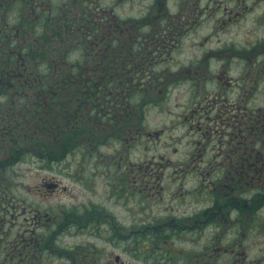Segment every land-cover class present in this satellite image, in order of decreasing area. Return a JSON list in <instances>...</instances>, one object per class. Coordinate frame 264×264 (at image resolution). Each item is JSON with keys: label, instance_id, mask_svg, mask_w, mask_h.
I'll return each mask as SVG.
<instances>
[{"label": "flooded vegetation", "instance_id": "af4514ba", "mask_svg": "<svg viewBox=\"0 0 264 264\" xmlns=\"http://www.w3.org/2000/svg\"><path fill=\"white\" fill-rule=\"evenodd\" d=\"M124 1L110 0L108 5H102L100 0H0V183L2 169L11 167L27 152L36 167L52 174L55 166L62 165L55 164V159L64 163L74 151L80 152V163L68 164L65 169L78 173L87 182V169L100 164V148L113 142L120 153L118 159L109 160L110 175L108 169L96 170L110 177L108 199L123 207L132 199L141 210L158 204L156 220L160 221L154 223L148 217L140 220L144 218L141 216L126 225L115 213L94 203L63 204L67 205H62L63 209L71 208V215L78 208L76 214L85 216L58 223L61 227L56 235L82 239L73 245L56 241L48 246V237L54 236L55 240L56 225L43 235L37 233V228L48 227L54 217L41 215L30 203L28 236L20 230L16 235V264H173L164 254L159 255L169 238L165 231L194 234L213 224L231 238L224 247L213 250L211 243H215L211 241L190 254L184 264H264V256L248 259L246 253L237 251L243 247L245 232L250 230L246 228L251 218L247 213L255 219L264 205V154L258 147L264 136V110L260 111L259 102L253 112L248 110L254 100L251 92L264 77V65L251 69L249 75L244 73L249 80L247 88L242 75L244 96L238 100L219 96L204 106L207 100L194 101L191 114L202 111L192 121L187 117L183 121L189 129H195L193 137L188 132L184 134L191 148L184 154L174 149L175 161L156 153L140 162L129 158L135 143L152 136L145 126L144 109L148 104L164 103L169 86L175 83H194V92L200 94L201 86L205 89L210 81L218 83L223 78L229 90L233 86L230 87L232 80H226L227 60L248 61L251 54L252 60L264 62V35L238 47L232 45L238 50L230 59V46L218 42L205 47L211 39L206 37L199 43L205 48L182 62L179 54L186 34L198 26L199 17L215 9L209 11L213 7L203 5L202 0H138L145 1L138 9L141 14L122 18L115 9ZM208 1L216 2L218 8L222 5L219 0ZM231 1L230 6L226 5L228 19L244 16L245 3L255 0ZM226 6H222L224 12ZM198 12L203 13L197 17ZM196 44L193 41L192 45ZM186 48L191 45L185 44L183 50ZM212 60L215 68L210 67ZM10 91L14 92L17 111L13 117H6L1 105ZM217 94L221 95L220 89ZM211 109L215 112L212 117L207 115ZM162 130L153 132L158 135ZM19 138L26 146H17ZM70 140L77 144L75 148L70 147ZM118 171L119 176L112 175ZM32 190L45 198L43 195L65 191L66 187L51 177L33 183ZM176 199L177 206L196 207L179 212V207L174 209L169 204ZM22 210L25 212V207ZM262 216L259 214L260 219ZM68 224L78 228L68 232ZM191 243L196 244V239ZM108 246L110 253H103ZM119 246L131 260L112 252ZM139 248L149 251L139 255ZM217 249L231 259H221Z\"/></svg>", "mask_w": 264, "mask_h": 264}, {"label": "rangeland", "instance_id": "374dc122", "mask_svg": "<svg viewBox=\"0 0 264 264\" xmlns=\"http://www.w3.org/2000/svg\"><path fill=\"white\" fill-rule=\"evenodd\" d=\"M215 1V0H212ZM222 4L219 8L218 5H215L216 2L210 3L208 0H202L201 3L209 4L213 8H208L209 11L215 9L211 12H205L203 16V12H198L197 17H199L200 23L197 27L192 28L188 34H186V39L183 42L182 49L180 50L179 58L182 62H187L190 54H199L205 47H213L216 46L217 43L219 44L225 43V45L238 47L245 42H251L257 37L264 35V0H255L249 1L245 3L246 6V13L244 8V16L240 18H235L232 16L231 19L226 17V12L228 11V7L232 4L231 0H219ZM110 0H100L102 5H108ZM145 1H138V0H125L122 4L117 6L115 9V13L122 18L127 17L128 15L135 14L136 16L141 14V11L138 9ZM225 3V4H224ZM244 3V2H242ZM202 7L204 8L205 6ZM226 6L225 12L222 9V6ZM43 8H45L43 6ZM108 9L109 7L106 6ZM248 8V9H247ZM240 10V8H239ZM232 15V13L230 14ZM8 18V16H7ZM224 19L226 22H224ZM234 21H233V20ZM236 19V20H235ZM10 24H12V21ZM217 21H219L217 23ZM221 25L218 27V25ZM196 37V40L193 38ZM211 37L207 46L201 47L199 44L201 41L204 42V38ZM193 41H196V45H192ZM185 44L191 45V48H186ZM238 50V48L231 47L228 51L229 57L232 56V52ZM1 51V49H0ZM71 58L74 57V54L70 55ZM248 61L241 59H230L227 60L228 64L226 68L228 69V80H232L231 86L235 88H230L229 90L225 88L226 84L222 83V79L217 82H209L207 87L202 90L200 94H196L194 92V88L196 87L194 83H175L172 86H169V94L166 95L167 99L164 103L161 104H148L144 109V115L146 120V129L149 130L152 136H145L143 141H139L135 143L134 147L131 149V153L129 158L135 161H145L149 159V157L153 154H160L164 157V159H172L175 161L176 155L174 154V149L178 153L184 154L185 152L189 151L191 146L188 144V139L185 138L184 134L189 133L191 137H193L192 133L195 132V129H189L187 124H184V118L192 119L197 113L202 111L199 110L197 113L191 114V109L193 108L194 101L198 100H207L206 103L202 105H206L207 103H211V99L216 97V100L220 97H226L229 101L231 100H238L241 96H244L243 86L245 78V87L247 88L249 85V80H247V76L244 73L249 75V71L251 69H256L257 67H262L264 65L263 60H252V55L249 54L247 57ZM168 62V61H167ZM261 63L258 66V63ZM210 67L215 68L216 63L212 60L210 61ZM243 75V77H242ZM220 89L221 95L217 94L218 90ZM13 91L9 92V95L6 98V102L1 105L3 107L5 116L6 117H13L15 112L17 111V107L14 103V96ZM254 100H252L249 105V112H253V107L258 102L261 105V109L264 110V77H262V81L258 83L256 86V90L251 92ZM197 95V97H196ZM248 98H250V94L248 93ZM211 105H208L206 108L209 109ZM257 109V106H255ZM215 112L211 109L207 115L212 117ZM193 116V117H192ZM189 125V120L185 121ZM195 124V122L193 123ZM163 129L158 135H155L153 132L154 130ZM147 132V131H145ZM181 144L178 142V137L181 136ZM155 136V137H154ZM199 136V134H196ZM264 136L260 137V142L258 147L262 148V154H264V143L262 140ZM214 142V141H212ZM210 146L212 145L209 142ZM117 147V144H115ZM17 146H26V142L19 138L17 139ZM119 148V147H117ZM114 148L113 142L109 144L108 147L102 146L101 152V161L97 162L100 163L96 165L94 169H87V174L85 175L89 181H85V178L78 173H73L70 170H66L68 168V164H77L80 163L81 155L80 152L74 151L67 155L64 163L61 161H56L57 164H62L60 166H55L56 170L53 171L51 174L50 172H45L44 170L39 169L36 167V163L34 158L31 156L30 152H27L21 160L16 163H12V167L10 168L6 165L1 172V183H0V264H16L17 256L19 253V248L16 246V238L18 230L23 236H28L27 228L30 227L28 222V213L27 207L30 203H34L33 207L38 209L43 214H48L53 219V222L50 223L48 227L45 225H39L37 228V233L44 232L47 228H51L55 226L54 236L52 239L48 237V246L52 244H68L73 245L76 242H79L82 238L81 237H68L64 238L61 236L60 233L56 232L59 231L61 225L58 223L64 222L65 219L72 222L74 219L78 220L83 219L85 214L80 217V215L76 214L78 208L74 210V215L70 214L71 208H62L63 204H76L80 205L81 203L86 204H96L102 206L103 209L106 211H110L115 213L118 217L119 221L126 225L130 224L131 220L134 222L135 218H139L143 216L148 217V221L154 219V223L159 222L160 220H156L157 212L160 211V207L158 204H153L150 209L141 210L136 207L135 202L132 199H128L129 204L127 207H123L118 204L113 199H108L111 190V186L109 185L110 177V164L109 160L111 157L118 159L119 150ZM259 148V149H260ZM258 149V148H257ZM190 153L196 154V151L191 150ZM189 153V154H190ZM188 154V155H189ZM208 158L206 157L205 160ZM156 160L161 161L159 158ZM56 164V163H55ZM59 168V169H58ZM97 169H108V175L97 172ZM76 174V178H74ZM121 172H115L112 175L119 176ZM53 180H58L62 185L66 187V190H59L54 192H49L48 195H43L45 198H41L39 194L34 193L32 190L33 183L39 181L42 178H49ZM182 190V189H181ZM178 195V194H177ZM205 200V198L203 197ZM178 203L177 199L171 203L174 209L179 207V212L181 211H192L196 207V204H193V207L186 204V205H175ZM167 204V207L170 206ZM67 207V205H63ZM25 207V212L22 208ZM97 208V207H96ZM250 209H248L249 211ZM259 214H261L262 219H260ZM251 218L247 221L249 224L247 225V229L249 231L245 232V240L242 243V248L237 250L241 253H246L247 258L249 259H256L264 256V205L260 208L259 213L254 219V215L247 213ZM42 217V222H45L44 218ZM26 218V220H25ZM136 221V220H135ZM191 222L188 221V224ZM20 228V229H19ZM26 228V229H25ZM78 228V226L74 224H68V232H71L73 229ZM49 230V229H48ZM169 230V229H168ZM165 234L168 235V241L165 245H163L159 250L161 251V255L164 254L165 258L168 260L170 259L173 261V264H184V260L188 259L190 254L193 252H197L205 247L211 241H214L215 244L212 245L211 243V250L215 247L220 246L221 248L224 247L225 241L231 238V235L226 233L225 231L222 232L221 229H218L214 224L210 225L208 228L204 229L203 231H198L193 234V232H188L186 234L178 233L177 231H165ZM43 235V234H42ZM51 235V232L50 234ZM165 238V239H166ZM191 239H196V244L191 243ZM217 239V242H215ZM102 244V242H98ZM96 242V244L98 245ZM229 243V242H228ZM57 246L62 251V255L64 254L63 249L61 246ZM172 245V246H171ZM146 246V244H144ZM149 248V247H148ZM122 246H119L117 249H114L113 253H118L123 256L124 259L131 260L132 258L127 256L125 253L122 254ZM149 250H155L149 248ZM149 250L139 248L137 254L139 255H146ZM103 253L109 254L110 248L109 246L103 248ZM158 251V250H157ZM220 252L219 249L215 250ZM221 253V252H220ZM236 254V252H234ZM214 254V252H213ZM203 255V253H202ZM199 259V256L197 257ZM230 260L231 256L221 253V259ZM139 259H143L140 257ZM134 264H144L142 262H136ZM219 264H222L220 261Z\"/></svg>", "mask_w": 264, "mask_h": 264}, {"label": "trees", "instance_id": "16d2710c", "mask_svg": "<svg viewBox=\"0 0 264 264\" xmlns=\"http://www.w3.org/2000/svg\"><path fill=\"white\" fill-rule=\"evenodd\" d=\"M70 147L75 148L77 144L73 143V140L69 141ZM60 152V151H59Z\"/></svg>", "mask_w": 264, "mask_h": 264}]
</instances>
